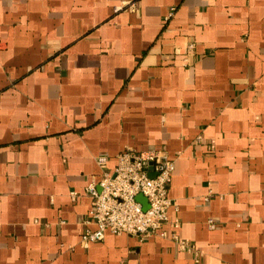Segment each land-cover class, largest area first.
Instances as JSON below:
<instances>
[{"label": "crops", "instance_id": "0c3cea01", "mask_svg": "<svg viewBox=\"0 0 264 264\" xmlns=\"http://www.w3.org/2000/svg\"><path fill=\"white\" fill-rule=\"evenodd\" d=\"M126 147L174 161L200 264H264V0H0V264H190L169 237L80 244L95 157Z\"/></svg>", "mask_w": 264, "mask_h": 264}, {"label": "built area", "instance_id": "2783aa9c", "mask_svg": "<svg viewBox=\"0 0 264 264\" xmlns=\"http://www.w3.org/2000/svg\"><path fill=\"white\" fill-rule=\"evenodd\" d=\"M121 8L122 5L115 7L116 10ZM186 48L191 51L194 44L189 43ZM184 60L187 61V56ZM95 161L101 173L85 188L91 197V207L82 221V246L102 241L106 231L128 233L140 241L152 236L169 237L180 250L191 254L190 264H200L201 251L179 235V218H171L168 214L170 207H175L168 196L174 161L166 152L155 148L138 151L126 147L116 155L113 170L107 168L106 155H97ZM138 195L145 197L146 207L137 199ZM206 224L209 228L215 227L214 219H208Z\"/></svg>", "mask_w": 264, "mask_h": 264}, {"label": "water", "instance_id": "95a60500", "mask_svg": "<svg viewBox=\"0 0 264 264\" xmlns=\"http://www.w3.org/2000/svg\"><path fill=\"white\" fill-rule=\"evenodd\" d=\"M137 199H138L140 202L143 203L144 207H146V199H145L144 196H142V195H138V196H137Z\"/></svg>", "mask_w": 264, "mask_h": 264}]
</instances>
